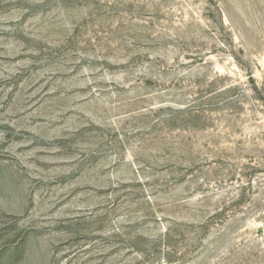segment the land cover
Returning a JSON list of instances; mask_svg holds the SVG:
<instances>
[{"label":"rangeland","instance_id":"374dc122","mask_svg":"<svg viewBox=\"0 0 264 264\" xmlns=\"http://www.w3.org/2000/svg\"><path fill=\"white\" fill-rule=\"evenodd\" d=\"M0 264H264V0H0Z\"/></svg>","mask_w":264,"mask_h":264}]
</instances>
